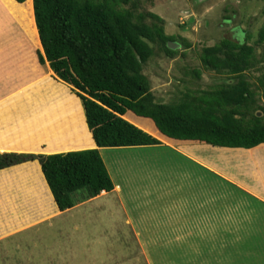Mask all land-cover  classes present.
<instances>
[{
	"label": "trees",
	"instance_id": "obj_1",
	"mask_svg": "<svg viewBox=\"0 0 264 264\" xmlns=\"http://www.w3.org/2000/svg\"><path fill=\"white\" fill-rule=\"evenodd\" d=\"M0 1L30 42L40 46L36 51L39 65L47 63L55 79L76 93L96 145L50 155L0 153V169L38 161L60 211L113 190L98 148L160 144L127 119L146 129L154 126L171 141L242 149L264 144V104L260 99L264 97V52H257L258 46L264 47V26L257 31L254 43H248L247 35L241 43L221 38L201 48L197 56L200 66L225 80L205 88L183 86L170 102L161 103L151 91L143 66L155 49L167 57L177 55L179 50L166 46L177 37L165 33V21L160 16L141 9V0ZM180 42L179 48L188 47L184 39ZM183 74L198 81L202 70L187 67ZM44 78L50 86L51 81ZM60 90V94L65 93L63 88ZM33 94L41 95L39 89ZM55 101L54 124L48 120L47 129L59 139L53 147L58 150L63 148V141L79 139L83 120L78 107L71 105L67 113L62 101ZM70 101L77 105L74 96L70 95ZM83 146L85 143L74 145ZM230 193L234 197L231 202L246 196L233 185ZM260 205L252 200L249 209L259 211ZM236 244L264 255V231L251 230L250 238L237 240ZM260 258L264 256L245 259L240 254L234 263L264 264Z\"/></svg>",
	"mask_w": 264,
	"mask_h": 264
},
{
	"label": "crops",
	"instance_id": "obj_2",
	"mask_svg": "<svg viewBox=\"0 0 264 264\" xmlns=\"http://www.w3.org/2000/svg\"><path fill=\"white\" fill-rule=\"evenodd\" d=\"M0 18H3L0 20L3 42L11 43L13 41L6 31H17L10 25L14 19L9 12ZM14 24L17 25L16 22ZM22 35L24 40L31 43L23 32ZM24 66L32 68L31 71H25ZM50 73L53 75L47 63L39 65L37 56L28 46H21L9 53L0 46V153L50 155L96 147L85 124L79 98L74 96L78 98L77 105L71 102V94L64 83L53 79ZM44 76L51 81L50 86L46 85ZM60 88L65 93L60 94L59 91H63ZM37 89L41 94L39 97L33 94ZM55 99L62 101L67 113L71 105L78 107L83 120V130L78 131L79 139L71 143L63 141V148L58 150L53 147L59 139L56 140L55 135L47 129L48 120L54 124L52 110L54 104L58 103ZM127 120L183 156L175 164L176 176L170 182L172 186L167 187L173 193L160 191L149 198L138 194V188L127 178L125 182L127 165L110 158L115 175L121 174V179L120 183L115 182L108 171L114 185L108 193L115 191L125 215L132 211L126 215L128 224L140 230L174 232L228 230L231 227L237 231H264V144L242 149L171 141L161 136L154 126L146 129L131 119ZM83 143V147H74ZM107 149L98 148L100 153L114 151ZM134 162L130 164L131 167ZM187 162H192L197 167L196 171L186 167L184 164ZM107 166L110 167V164ZM231 185L246 196L231 202L234 201L230 193ZM108 193L101 192L76 206L92 203ZM252 200L261 204L259 211L249 209ZM76 206L65 211L58 209L36 160L0 169V256L4 257L0 259V264H53L47 244L54 236L72 229L55 221L63 222ZM73 227L77 228L76 225Z\"/></svg>",
	"mask_w": 264,
	"mask_h": 264
},
{
	"label": "rangeland",
	"instance_id": "obj_3",
	"mask_svg": "<svg viewBox=\"0 0 264 264\" xmlns=\"http://www.w3.org/2000/svg\"><path fill=\"white\" fill-rule=\"evenodd\" d=\"M141 9L154 12L165 21V33L177 37L175 44L181 46L180 38L188 43L186 48L178 47L176 50L179 52L173 57L155 49L154 56L143 66L151 91L161 103L170 102L183 86L205 88L224 81V76L205 71L200 66L197 57L200 49L212 46L221 38L244 42L247 35L248 43H254L257 31L264 26V0H141ZM0 10V17L4 13L7 15L8 10L1 3ZM13 21L10 25L17 31H6L13 42H3L4 37L0 33V46L8 53L28 46L36 55L40 46L24 40ZM257 52H264L263 45L258 46ZM187 67L200 68L201 78L190 80L183 74ZM23 69L30 72L32 68L24 66ZM50 76L55 78L51 73ZM64 86L76 97L70 86L65 83ZM260 99L264 104V97ZM107 150L114 151H102L100 155L115 182L120 183L121 174L115 175L110 158L127 165L124 180L127 178L133 183L138 188V194L149 198L160 191L173 193L167 187L172 186L170 182L176 176V162L183 158L173 149L162 143ZM133 161L134 166L131 167ZM184 165L196 171L197 167L192 162ZM162 201L165 202V199L162 198ZM75 208L64 217L63 222L55 221L72 229L54 236L47 244L53 264H235L234 260L240 254L245 259L264 256L251 247L242 248L243 251L237 246V240L241 242L250 238L251 231H237L232 227L228 230L181 232L136 229L126 221V215L132 211L126 208L129 211L125 215L115 191ZM75 225L77 228L73 227ZM1 258L4 259L3 256ZM258 260L264 262V258Z\"/></svg>",
	"mask_w": 264,
	"mask_h": 264
},
{
	"label": "water",
	"instance_id": "obj_4",
	"mask_svg": "<svg viewBox=\"0 0 264 264\" xmlns=\"http://www.w3.org/2000/svg\"><path fill=\"white\" fill-rule=\"evenodd\" d=\"M166 46L169 50H176L179 47L177 44L171 41L167 42ZM257 116H260V113H258Z\"/></svg>",
	"mask_w": 264,
	"mask_h": 264
},
{
	"label": "flooded vegetation",
	"instance_id": "obj_5",
	"mask_svg": "<svg viewBox=\"0 0 264 264\" xmlns=\"http://www.w3.org/2000/svg\"><path fill=\"white\" fill-rule=\"evenodd\" d=\"M230 39V38H229ZM232 40V39H231ZM234 42H237V41H234ZM237 43H241V41H238Z\"/></svg>",
	"mask_w": 264,
	"mask_h": 264
}]
</instances>
